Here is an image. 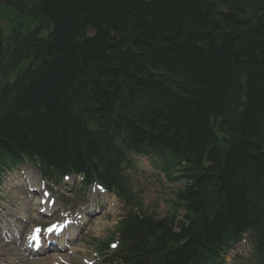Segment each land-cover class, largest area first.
<instances>
[{
  "label": "trees",
  "instance_id": "obj_1",
  "mask_svg": "<svg viewBox=\"0 0 264 264\" xmlns=\"http://www.w3.org/2000/svg\"><path fill=\"white\" fill-rule=\"evenodd\" d=\"M2 3L40 25L11 53L0 23L3 77L31 60L0 83V169L37 157L138 206L130 154L185 163L165 218L138 206L120 222L124 262L217 264L252 230L264 264V0Z\"/></svg>",
  "mask_w": 264,
  "mask_h": 264
},
{
  "label": "rangeland",
  "instance_id": "obj_2",
  "mask_svg": "<svg viewBox=\"0 0 264 264\" xmlns=\"http://www.w3.org/2000/svg\"><path fill=\"white\" fill-rule=\"evenodd\" d=\"M2 7L3 5L1 4V8ZM7 9H8V12L5 11V7H4V14L0 10L1 22L4 21V23H7L8 25L15 24L16 26H21L25 34L34 28V25L36 23L34 19L30 17H26L25 14L20 12V13H14V18L16 19V22H14L12 15H10L11 14L10 10H12V8L8 7ZM31 20L33 21V25H31L30 23ZM6 27L7 26H5V28ZM8 29H10V26H8ZM141 172H144V171H141ZM133 184H134V188L137 191L141 192L143 200L146 202V205L148 207H151L152 210H155L156 214L160 215L166 212L165 202L168 200V193H169L168 186L166 190L164 191V195L160 196L162 192L161 184L150 173H148L147 176L143 178L137 177L135 179L133 177ZM69 189L70 191L73 190L72 187H69ZM17 190H20V188H18V186L14 184V191L16 193H17ZM55 197L58 198L59 194L55 193ZM39 200L40 199L37 198V201ZM3 204H9L11 206H14L17 204L16 200L13 198V193H10L8 191H2L0 193V206H3ZM36 207L38 208L39 206L36 205ZM105 213L106 214H104L103 216L99 218H96V219L93 218L90 221V224L86 226L84 230V234L81 237V240L78 243H76V245H74L75 249L71 252V254L68 255V261H66L65 264H89L90 262L89 258H95L96 256L98 258V254L96 253V250L94 248V245L95 246H98V245L96 244L95 241L99 240V241L105 242L110 237L114 236V232H115V229L118 223L117 215L120 214L119 206L117 204L112 203V206L108 208V211H106ZM60 220H61V217H59L57 221H60ZM98 222H103L104 225L101 226L98 224L95 227L94 224ZM32 224H34L35 226H38L39 222H36V221H34L33 223L30 222L29 225L31 228H32ZM2 253L4 254V256L0 258H4L7 261L11 257H13L10 254H5L4 251ZM242 253L246 254L245 251H243ZM59 257L60 256L49 255L47 257L41 258L40 260H37V263L38 264L39 263L45 264L47 262L51 264L56 263V260ZM62 257H65V256H62ZM244 259L246 258L244 257ZM37 263H34V264H37Z\"/></svg>",
  "mask_w": 264,
  "mask_h": 264
},
{
  "label": "bare ground",
  "instance_id": "obj_3",
  "mask_svg": "<svg viewBox=\"0 0 264 264\" xmlns=\"http://www.w3.org/2000/svg\"><path fill=\"white\" fill-rule=\"evenodd\" d=\"M101 226L104 225V224H100Z\"/></svg>",
  "mask_w": 264,
  "mask_h": 264
},
{
  "label": "snow or ice",
  "instance_id": "obj_4",
  "mask_svg": "<svg viewBox=\"0 0 264 264\" xmlns=\"http://www.w3.org/2000/svg\"><path fill=\"white\" fill-rule=\"evenodd\" d=\"M37 231H39V230H37Z\"/></svg>",
  "mask_w": 264,
  "mask_h": 264
}]
</instances>
